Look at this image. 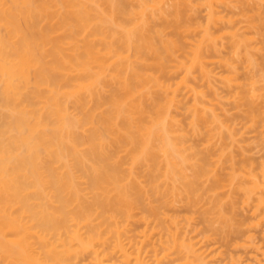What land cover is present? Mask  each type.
Segmentation results:
<instances>
[{"label":"bare ground","instance_id":"bare-ground-1","mask_svg":"<svg viewBox=\"0 0 264 264\" xmlns=\"http://www.w3.org/2000/svg\"><path fill=\"white\" fill-rule=\"evenodd\" d=\"M263 8L0 0V264H264Z\"/></svg>","mask_w":264,"mask_h":264},{"label":"rangeland","instance_id":"rangeland-1","mask_svg":"<svg viewBox=\"0 0 264 264\" xmlns=\"http://www.w3.org/2000/svg\"><path fill=\"white\" fill-rule=\"evenodd\" d=\"M263 10H264V8H263ZM249 136L253 137L254 134H249ZM256 143H257V142H255V145H256ZM252 155H253V157H254L256 160H260L261 157H264V148H262L261 146H257V147H255V149H254L253 152H252ZM183 210H185V208H184ZM256 235H257V237H260V236H259V233H257ZM217 246H218V247H221L222 249H227L229 252L231 251V248L228 249V247H226V246L224 245V243L221 242V241L217 243ZM213 263H214V262H213Z\"/></svg>","mask_w":264,"mask_h":264}]
</instances>
